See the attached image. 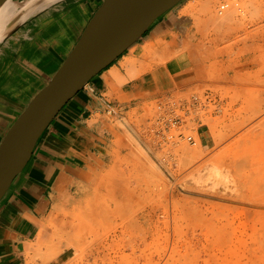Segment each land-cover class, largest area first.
<instances>
[{"label":"rangeland","instance_id":"1","mask_svg":"<svg viewBox=\"0 0 264 264\" xmlns=\"http://www.w3.org/2000/svg\"><path fill=\"white\" fill-rule=\"evenodd\" d=\"M206 1L183 0L163 16L174 30L147 31L113 63L126 69L116 84L132 80L130 103L110 108L87 197L50 217L47 258L65 246L64 264H264L260 0H237L239 13L217 26ZM172 59L176 74L164 69Z\"/></svg>","mask_w":264,"mask_h":264},{"label":"crops","instance_id":"2","mask_svg":"<svg viewBox=\"0 0 264 264\" xmlns=\"http://www.w3.org/2000/svg\"><path fill=\"white\" fill-rule=\"evenodd\" d=\"M102 1L57 0L0 45V142L63 64ZM171 28L176 26L171 27L166 16L148 33L151 39L165 38ZM177 66L172 59L164 69L176 74ZM118 71L126 74L120 63L105 68L63 107L0 202V264H64L73 254L64 246L47 258L43 242L52 231L50 217L89 194L85 170L104 161L100 148H106L108 141L110 108L130 103L126 98L131 89L125 87L132 80L116 84L112 76ZM149 77L138 76L140 82L131 87L142 88ZM198 135L207 145L205 133L198 131Z\"/></svg>","mask_w":264,"mask_h":264},{"label":"water","instance_id":"3","mask_svg":"<svg viewBox=\"0 0 264 264\" xmlns=\"http://www.w3.org/2000/svg\"><path fill=\"white\" fill-rule=\"evenodd\" d=\"M7 1L0 0V7ZM181 1H102L63 64L27 104L0 142V202L21 175L42 134L63 107ZM41 4L26 13V18L15 21L0 45L47 7L37 11Z\"/></svg>","mask_w":264,"mask_h":264},{"label":"bare ground","instance_id":"4","mask_svg":"<svg viewBox=\"0 0 264 264\" xmlns=\"http://www.w3.org/2000/svg\"><path fill=\"white\" fill-rule=\"evenodd\" d=\"M183 1V0H182ZM181 1V2H182ZM217 1V0H216ZM215 1V2H216ZM230 1V0H229ZM255 0H252V2H254ZM259 1V0H258ZM257 0H256V2H258ZM55 2V0H8L2 7H0V42L4 39V37L6 36V34H7V32H8V30H9V28H10V26L15 22V21H17L19 18H26V17H24V16H27L26 15V13H28V12H30L31 10H32V8L33 7H35V6H37V5H39V4H41L39 7H38V9H37V11L38 10H40V9H42V8H44L46 5L48 6V4H52V3H54ZM180 2V3H181ZM214 2V0H207L205 3H203V8L205 9V11L207 12V14L210 16V20L212 21L211 23H213V24H216V26H217V24H220V25H224V24H227L228 22H230V21H232L233 20V18L236 16V14H238L239 13V8H240V4H239V2L237 1V0H233V1H231V3H227V2H224V3H222L221 2V4H217L219 7V9L217 10L216 9V3ZM251 2V3H252ZM255 2V3H256ZM179 3V4H180ZM250 4V3H249ZM253 4V3H252ZM178 5V4H177ZM176 5V6H177ZM254 5L255 4H253L252 5V12H253V10H255L256 12H258V18L259 19H257V21H256V23L255 24H259V26H257V28H264V0H260L259 1V3L258 4H256V8H254L253 9V7H254ZM176 6H174L172 9H174ZM192 6V5H191ZM249 6H251V5H249ZM171 9V10H172ZM34 10V9H33ZM170 10V11H171ZM249 10H250V8H249ZM256 12H254V14L256 13ZM167 14V13H166ZM165 14V15H166ZM165 15H163V16H165ZM162 16V17H163ZM162 17H160L156 22H158L160 19H162ZM208 19V20H209ZM209 20V21H210ZM254 24V23H253ZM215 26V27H216ZM246 27V26H245ZM151 29V28H150ZM149 29V30H150ZM243 29V28H242ZM245 31V30H244ZM248 32V31H247ZM251 33V32H250ZM145 35V34H144ZM143 35V36H144ZM225 37V36H224ZM215 39V38H214ZM217 39V38H216ZM139 41V40H138ZM137 41V42H138ZM216 41V40H215ZM214 41V43H216ZM220 41V40H219ZM218 41V42H219ZM136 42V43H137ZM136 43H134L133 45H135ZM132 45V46H133ZM131 46V47H132ZM131 47H129L128 49H130ZM148 48H149V46H148ZM127 49V50H128ZM143 49H146V47H141L140 49H137V51H141V50H143ZM126 50V51H127ZM125 51V52H126ZM136 51V52H137ZM124 52V53H125ZM121 56V55H120ZM119 56V57H120ZM117 60V59H116ZM115 60V61H116ZM127 60V59H126ZM114 61V62H115ZM124 61V60H123ZM114 62H112V63H114ZM122 62V61H121ZM111 63V64H112ZM123 63V62H122ZM110 64V65H111ZM109 65V66H110ZM108 66V67H109ZM125 67H127L126 65H125ZM126 70V69H125ZM199 70V69H198ZM199 73H200V71H198ZM197 72V73H198ZM118 73H119V71H118ZM121 73V72H120ZM117 74V73H116ZM115 74V75H116ZM122 75V74H121ZM97 76V75H96ZM95 76V77H96ZM88 84V83H87ZM86 84V85H87ZM85 85V86H86ZM82 90V89H81ZM80 90V91H81ZM79 91V92H80ZM78 94V93H77ZM76 94V95H77ZM56 118V117H55ZM54 118V119H55ZM95 119H97V118H95ZM52 123V122H51ZM48 128V127H47ZM45 132V131H44ZM43 135V134H42ZM184 147V146H183ZM198 150V149H197ZM197 152V151H196ZM199 152V151H198ZM33 155V154H32ZM32 157V156H31ZM31 159V158H30ZM29 162V161H28ZM28 164V163H27ZM26 167V166H25ZM23 172V171H22Z\"/></svg>","mask_w":264,"mask_h":264},{"label":"built area","instance_id":"5","mask_svg":"<svg viewBox=\"0 0 264 264\" xmlns=\"http://www.w3.org/2000/svg\"><path fill=\"white\" fill-rule=\"evenodd\" d=\"M189 140H192L194 142L193 136H189Z\"/></svg>","mask_w":264,"mask_h":264},{"label":"trees","instance_id":"6","mask_svg":"<svg viewBox=\"0 0 264 264\" xmlns=\"http://www.w3.org/2000/svg\"><path fill=\"white\" fill-rule=\"evenodd\" d=\"M113 64V63H112Z\"/></svg>","mask_w":264,"mask_h":264}]
</instances>
